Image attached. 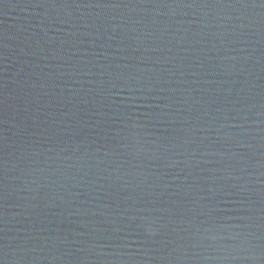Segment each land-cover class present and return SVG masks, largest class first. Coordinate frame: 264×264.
<instances>
[{
  "label": "water",
  "instance_id": "1",
  "mask_svg": "<svg viewBox=\"0 0 264 264\" xmlns=\"http://www.w3.org/2000/svg\"><path fill=\"white\" fill-rule=\"evenodd\" d=\"M0 264H264L262 0H0Z\"/></svg>",
  "mask_w": 264,
  "mask_h": 264
},
{
  "label": "snow or ice",
  "instance_id": "2",
  "mask_svg": "<svg viewBox=\"0 0 264 264\" xmlns=\"http://www.w3.org/2000/svg\"><path fill=\"white\" fill-rule=\"evenodd\" d=\"M262 3H264V0H262Z\"/></svg>",
  "mask_w": 264,
  "mask_h": 264
}]
</instances>
